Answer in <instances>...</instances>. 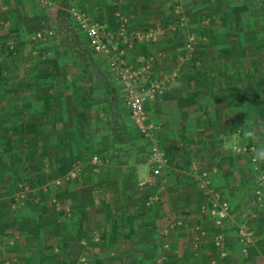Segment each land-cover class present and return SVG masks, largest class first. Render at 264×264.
Masks as SVG:
<instances>
[{
  "label": "rangeland",
  "instance_id": "374dc122",
  "mask_svg": "<svg viewBox=\"0 0 264 264\" xmlns=\"http://www.w3.org/2000/svg\"><path fill=\"white\" fill-rule=\"evenodd\" d=\"M89 1L35 3L42 10L45 27L52 31L48 35L52 37L50 41H54L50 46L44 44L49 52L45 58L50 62L44 75L60 70L81 77L76 83L83 101L81 118L76 124L69 112L60 133L49 122L53 113L48 110L38 117L35 128L7 129L6 133L20 134L22 139L29 135L27 139L31 140L25 149L22 146L26 160H14L13 153L17 157L20 152L15 149L6 153V142L0 145V264H264L262 225L249 222L251 214L264 208V189L260 184L264 180V162L254 159L257 149L264 147V0H159L174 8L172 19H167L171 32L158 34L154 26L152 30L144 28L138 31V40L132 44L116 46L113 59L123 60L129 69L140 71L147 81L158 85L154 96L144 102L147 116L143 125L148 138L140 135V126L130 117L122 96L119 98L107 77V69L111 70L101 61L105 56L98 54L95 60L93 50L76 29L73 11L80 10L99 21L88 11L93 13V8L86 9ZM115 1L104 0L117 18L121 12L120 8L115 9ZM144 3L151 6L155 0ZM56 8L61 14L55 17ZM142 11H146L145 7ZM150 19L153 21V16ZM119 28L123 36L127 35V20L120 18L116 28L108 30L115 39ZM165 33L173 46L154 48L148 41L155 42ZM31 39L28 42L35 44ZM141 41L144 44L136 51L141 55L137 54L138 59L133 61V53L128 50ZM16 54L9 57L10 66H22L20 61L17 64ZM53 66L55 69L49 71ZM6 69L12 75L14 69ZM218 72L227 76L220 80V86ZM190 74L195 79L188 80ZM239 74V115L244 119L249 116L242 109L251 106L253 99L260 109L248 127L247 124L237 130L215 126L174 129L168 115L158 118L147 111L149 101L162 99L168 80L172 81L170 87L181 94L187 89L200 92L202 104L205 100L209 105L229 104L227 90L239 79L231 75ZM98 75L102 77L100 80ZM3 89L0 86V91ZM253 94L258 97L253 98ZM1 101L6 106V96ZM116 103L121 111H110ZM198 114L199 118L202 113ZM5 126L0 121V129H6ZM248 130L263 136V141L251 143L253 138L244 136ZM129 131L136 133L137 140L130 137L128 148V136L123 135ZM189 134L197 138L191 139ZM116 135L126 140L118 144ZM65 137L60 150L56 143ZM234 138L239 141L235 151L228 148ZM40 140L46 148L42 151L35 144ZM152 140L170 152L167 165L157 176L150 174L149 156L145 152ZM2 141L4 138L0 139L1 144ZM207 152L215 157H205ZM71 153L76 157L69 165L56 159L61 155L66 160ZM236 154L240 165L234 173L231 161ZM218 166L223 167L221 175L216 174ZM118 170L124 172L123 176L115 172ZM102 172H110L106 177L113 181L111 185H128L132 197L128 206L122 202L121 190L112 186L106 192L100 182H91L101 178ZM140 181L145 183L139 184ZM223 202L227 203V213L220 217ZM127 216L138 217L137 220L148 222L153 228L147 230L149 225H142L137 230L142 233L139 239L123 240L120 228L117 235L104 238L103 227L108 228V222H121Z\"/></svg>",
  "mask_w": 264,
  "mask_h": 264
},
{
  "label": "crops",
  "instance_id": "0c3cea01",
  "mask_svg": "<svg viewBox=\"0 0 264 264\" xmlns=\"http://www.w3.org/2000/svg\"><path fill=\"white\" fill-rule=\"evenodd\" d=\"M36 1L37 0H0V86L1 88H4L2 91H0V121L1 124L3 123L4 125L6 123L7 125L5 126L7 127L6 129H0V139L4 138V142L2 141L3 144H1L0 142V145H4L6 142L5 145H8L5 149L6 153H9L7 152L8 150L12 151L13 153L15 149L20 152L17 157L16 153H13L14 160H20L22 158L26 160L22 146H24L25 149V145H28L31 138L29 140L27 139L29 135H27V137L26 135H24V139L19 137L20 134L11 135V132L6 133L7 129H10L11 127L12 129H14L15 127H17L18 129L30 127L35 128L37 121H39L38 117H41L42 113H48L49 110L51 111V113H53V116H49V122H52L56 127V131L60 132L59 129L64 127V118L68 116L69 112H72L74 121L76 122V124H78L80 117V103H83V101H81L79 98L81 89H77L76 87V83L81 79V77L77 75V73H62V71L60 70L57 73L56 71H53V69H55V67L53 66L49 68V71H53L52 75H44V71L47 70V66L50 64V62H48L49 58H45L46 56H48L49 52L44 47V44L50 46L54 41H50V39L52 38L51 36H47V38L37 36V34H41L42 36L48 35V32L52 31L51 29L45 27L46 25H44L45 22L43 21L44 18H42V10L40 8L38 9L35 5ZM102 4L104 5V7H102ZM113 4L117 5V8L115 9L120 8V12L123 14V16L120 12H115L116 14L120 13V16L117 18L113 17V14L110 11L111 6H106L104 0H90L89 2H87L86 9L93 8V13L90 12V10L88 11L92 15L95 14L97 16L96 19L100 21L98 22L102 25L103 30L115 29L118 22L120 21V18H124L125 20H127V35L123 36L122 28H119L120 31L117 32L116 39L115 37H113L112 39L114 44H116L115 47L118 46L119 48H123L126 43L132 44L133 42L138 40L136 38L138 31H143L144 28H149L152 30V26H154L156 27L154 31H156V33L158 34H160L161 31L169 30L167 28V23L169 19H172L171 14L174 12V8L170 7L166 3H159V0H155V3L152 4L151 7L144 3V0H117ZM144 7L146 11H142ZM53 10H51V14L55 15V17L61 14L58 13V8ZM151 16H153L154 18L153 21L150 19ZM164 17H166V19ZM158 24H160L161 26L157 27ZM144 32L146 33L147 31ZM153 35L155 36V34ZM32 37L35 39L32 40ZM30 39L34 41L33 43L35 44H30ZM76 39L79 42H86L85 37H83L82 41L77 36ZM148 41L151 42V45L154 46V48L161 47L162 45H165V47L174 45L173 41H171L169 38V34L160 36L159 39H155V42H153V39H150ZM141 42L143 43L133 44V49L128 50L129 53H133V61H136V59H138L137 57L141 55L140 51L136 52L137 48L144 44V41ZM75 45L78 46V44ZM8 47L14 50L12 54L17 53V64H19L20 61L22 62V66H10L11 64H8L9 57H11L12 55L11 53H9L10 50ZM133 50L135 51V53ZM74 59L76 58L74 57ZM163 61H167V59H164ZM5 65L8 70L14 69L12 75L11 73H6L7 69L5 68ZM6 74L8 77L3 76ZM216 76H219V79L217 80L219 86L222 84L220 80H223L224 78L227 79V76H224L223 72H218ZM231 76H235V78L239 79L234 80L235 82L234 84H231L230 90H227L228 92H230V96H228L230 100L229 104L224 105L222 103H215L213 104V106L211 104L209 105V102H207L206 100L205 103L202 104V101H200V92H194L195 90L192 89H190L189 91V89H187L188 92L182 91L181 94L180 92H177L174 87H170L172 81L169 83L168 80L167 83H165L167 84V89L163 91L162 99L155 101L154 99H152L151 101L153 102L149 101L147 103V111L149 112V114L152 113V115L158 118L161 115H168V117L170 118L169 124L174 129L206 128L209 126H215L217 129L226 127V129L237 130L238 127H245L247 124L248 127L252 123H254L253 118L257 117L260 109L259 106H256L254 104L255 101L253 99L251 101L252 103H250L251 106L247 105L246 107H243L244 109H242L244 110L243 113H249V116L244 119V117L239 115L241 114V109L238 108L240 100L238 92L239 90L237 87L240 86L241 75L239 74ZM192 79H195V77L190 74L188 80L191 81ZM43 85H46V87H43ZM83 93L84 92H82V95ZM262 94L263 93H261V95ZM158 95H160V93H158ZM3 96H6L8 101L6 103V106L1 105L3 103L1 101L3 99ZM254 97H258V95L253 94V98ZM216 98L218 99V97ZM79 100L81 102H79ZM198 113H202L200 114L199 118ZM46 118L48 120V117ZM83 118L84 115H82V119ZM69 127H72V125H70ZM187 132L188 131L185 130V133ZM188 136L191 139L197 138L195 134H189ZM5 138H7V141ZM66 138L67 137L57 141L56 146H59L60 150H62V142H64ZM252 138V141H250L251 143L263 141V136L258 137V135L256 134ZM189 143L192 146V142L189 141ZM9 144L12 147L9 146ZM35 144H38L39 151H42V149H46L43 147L44 142H41V140L39 141V143L35 142ZM72 155L73 153L69 154V157H67L66 155V160H64L61 155H59L56 159L59 160L60 163L66 161L69 165L75 159V156L73 157ZM204 156L215 157L214 154L209 155V152H207ZM237 157L238 154H236V157H234L231 161V168L234 173L238 171V167L240 165ZM62 168L63 166L61 165L60 169ZM216 169H218L219 171ZM216 169V174L221 175L223 167L218 166V168ZM115 172L118 173L119 176H123L122 173H124L122 170H118ZM102 173L103 175L101 178H98L95 181L92 180L91 182H100L99 184H102L105 188L104 190L108 192L113 186L111 185L113 181L111 182L110 179L109 181L107 180L106 176L110 174V172ZM123 182L124 181H122V183ZM97 187H100V185H97ZM113 187L114 189H119L122 191L120 197L122 196L123 204L127 203L128 206V202L132 198L128 193V185L122 184L118 187ZM102 201L103 203H105L104 200ZM249 218L250 225L252 223L262 225V233H264V208H262V210L259 212L251 214ZM115 219L118 218L116 217ZM123 219L124 221L121 222H108V228L103 227V235L105 233L106 238L115 236L118 234L117 231L120 228L119 233L121 234L123 240H126L128 238L139 239V234H141L142 236V233L137 230H139L142 225H149L147 230H149L150 227L153 228L150 223L137 220L139 219L138 217L132 219L131 216L129 218L127 216L126 218L123 217L122 220ZM89 238H92V236L89 235ZM130 248L132 247H129V249ZM138 248L143 250L142 247ZM151 248H153V246H151Z\"/></svg>",
  "mask_w": 264,
  "mask_h": 264
},
{
  "label": "built area",
  "instance_id": "2783aa9c",
  "mask_svg": "<svg viewBox=\"0 0 264 264\" xmlns=\"http://www.w3.org/2000/svg\"><path fill=\"white\" fill-rule=\"evenodd\" d=\"M73 18L77 28L83 32L85 39L91 49L96 54L105 56L109 69L113 72L115 80L121 85L123 100L130 112V117L140 126L142 134L148 138L149 133L144 128L146 120V112L144 109V102L148 98H152L156 92L158 85L144 78V74L140 71L129 69L123 60L116 61L117 57L113 59V50L116 48L113 42L114 35L111 31L103 30L102 25L92 20L85 13L80 10L73 11ZM51 32H48V35ZM48 35L39 37L47 38ZM148 165L152 176L160 174L162 167L167 165L169 156L166 149L155 140H152L149 146ZM145 181H140L143 184ZM261 188L264 189V180L260 182ZM259 192V191H257ZM227 203L223 202L220 205L219 216L223 217L227 211Z\"/></svg>",
  "mask_w": 264,
  "mask_h": 264
},
{
  "label": "trees",
  "instance_id": "16d2710c",
  "mask_svg": "<svg viewBox=\"0 0 264 264\" xmlns=\"http://www.w3.org/2000/svg\"><path fill=\"white\" fill-rule=\"evenodd\" d=\"M75 26H76V24H75ZM76 29H77V26H76ZM78 30V29H77ZM79 31V30H78ZM80 35L81 36H83V37H85V35L83 34V32H81L80 31ZM87 42V41H86ZM82 43V42H81ZM74 45H75V43H74ZM87 45L89 46V44L87 43ZM76 46V45H75ZM90 47V46H89ZM13 51L14 50H10L9 51V53H13ZM93 52V51H92ZM93 56L95 57H93L95 60H96V58H97V56H98V54H96V53H94L93 52ZM103 57V56H102ZM101 61H103L104 62V64L107 66V61H106V58L105 57H103V59H101ZM107 72H108V75H107V77H109V79L112 81V84L115 86V90H116V92H117V95L119 96V98H121V96H122V98H123V95H120V91H119V89H121V85L115 80V78H114V75H113V72L112 71H108V69H107ZM99 76V80L102 78V77H100V75H98ZM149 80H151V79H149ZM125 108H126V111L128 112V114L130 115V112H129V110H128V108L125 106ZM121 111V109H120V104L119 103H116L115 105H114V108H109V110L110 111ZM120 116L122 117V113H120ZM138 135V134H137ZM141 136L143 135L142 133L140 134ZM123 136H128V140H127V142H126V144H128V148H129V145H130V143H129V140H130V137L132 138L133 137V140L135 141V140H137V139H135L134 137H136L137 138V136H136V133H133V132H127V133H125V135H123ZM116 137V142L118 143V144H120V143H122V141L124 142L126 139L124 138V137H118V135H116L115 136ZM118 137V138H117ZM138 139H140V137L138 138ZM146 144V143H145ZM147 145H149L150 146V143H148ZM149 146H148V151H145L146 152V154H148V156L150 155V153H149ZM164 149H166V148H164ZM167 151V155L170 157V152L168 151V150H166ZM76 157V156H75ZM170 159V158H169ZM169 159H168V161H169ZM122 206V208H125L126 210H127V212H129L130 211V208H128V207H126V206H124V205H121ZM130 216H128V218H129ZM107 234V233H106ZM104 236V235H103ZM106 236V235H105ZM105 236H104V238H105Z\"/></svg>",
  "mask_w": 264,
  "mask_h": 264
},
{
  "label": "clouds",
  "instance_id": "9594fccd",
  "mask_svg": "<svg viewBox=\"0 0 264 264\" xmlns=\"http://www.w3.org/2000/svg\"><path fill=\"white\" fill-rule=\"evenodd\" d=\"M254 135H255L254 130H248V131H245V133H244V136L246 138H251ZM238 143H239V141L234 138V142L230 143L228 145V148L233 150V151H235L236 146L238 145ZM254 159L256 161L264 162V147H261V148L257 149V151L254 154Z\"/></svg>",
  "mask_w": 264,
  "mask_h": 264
}]
</instances>
